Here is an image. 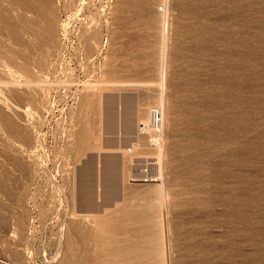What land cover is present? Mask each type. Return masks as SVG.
Listing matches in <instances>:
<instances>
[{
	"label": "rangeland",
	"instance_id": "obj_1",
	"mask_svg": "<svg viewBox=\"0 0 264 264\" xmlns=\"http://www.w3.org/2000/svg\"><path fill=\"white\" fill-rule=\"evenodd\" d=\"M0 264H264V0H0Z\"/></svg>",
	"mask_w": 264,
	"mask_h": 264
},
{
	"label": "built area",
	"instance_id": "obj_2",
	"mask_svg": "<svg viewBox=\"0 0 264 264\" xmlns=\"http://www.w3.org/2000/svg\"><path fill=\"white\" fill-rule=\"evenodd\" d=\"M151 114V123H150V128H151V133H158L159 132V128L162 122V114L160 112V110L158 108H153L150 111ZM147 172V170H146ZM148 182V179H145V183Z\"/></svg>",
	"mask_w": 264,
	"mask_h": 264
},
{
	"label": "bare ground",
	"instance_id": "obj_3",
	"mask_svg": "<svg viewBox=\"0 0 264 264\" xmlns=\"http://www.w3.org/2000/svg\"><path fill=\"white\" fill-rule=\"evenodd\" d=\"M150 123H151V114H150ZM161 126V125H160ZM160 131V130H159Z\"/></svg>",
	"mask_w": 264,
	"mask_h": 264
},
{
	"label": "water",
	"instance_id": "obj_4",
	"mask_svg": "<svg viewBox=\"0 0 264 264\" xmlns=\"http://www.w3.org/2000/svg\"><path fill=\"white\" fill-rule=\"evenodd\" d=\"M95 162V161H94ZM83 169V168H82ZM117 194H118V192H117Z\"/></svg>",
	"mask_w": 264,
	"mask_h": 264
}]
</instances>
